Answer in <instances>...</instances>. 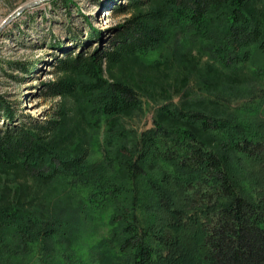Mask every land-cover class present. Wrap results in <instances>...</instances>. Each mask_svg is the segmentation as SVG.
I'll return each instance as SVG.
<instances>
[{
  "label": "trees",
  "instance_id": "trees-1",
  "mask_svg": "<svg viewBox=\"0 0 264 264\" xmlns=\"http://www.w3.org/2000/svg\"><path fill=\"white\" fill-rule=\"evenodd\" d=\"M124 1L112 11L130 15L104 47L72 54L55 43L62 76L46 93L63 100L46 118L14 126L24 115L0 94V173L80 196L63 216L32 208L29 184L7 187L0 264H54L53 246L70 239L85 204L109 211L96 264H264V0ZM86 24L89 40L101 35ZM166 47L169 57L150 58ZM194 51L206 60L196 88L184 75L151 126L129 127L146 93L129 76L105 77L103 63L160 68Z\"/></svg>",
  "mask_w": 264,
  "mask_h": 264
},
{
  "label": "rangeland",
  "instance_id": "rangeland-1",
  "mask_svg": "<svg viewBox=\"0 0 264 264\" xmlns=\"http://www.w3.org/2000/svg\"><path fill=\"white\" fill-rule=\"evenodd\" d=\"M29 1L32 0H0V94L14 102V106H19L20 114L24 115L12 121L14 126L20 124L21 120H28L27 116L46 118V114L63 100L46 93V85L62 76L55 66L56 59L62 55L55 46L56 42H63V48L72 54L79 51L90 53L94 47H104L112 38V28L130 15L129 12L112 11L115 3H124V0H71V3L57 0L55 6L50 4L51 0H41L11 17ZM87 20L102 31L98 38L89 40ZM72 34L77 35L78 40L69 41L68 36ZM169 52L167 47L160 48L149 56L163 59L170 56ZM122 65L108 67L103 63V73L107 78L129 76L146 93L142 97V110L126 120L127 125L135 130L152 125V117L159 104L168 99L178 100L185 86L182 80L184 75H188L187 86L194 90L200 77L206 74V60L196 51L182 54L166 67L145 68L137 63ZM25 67L29 68L24 71ZM64 101L69 107L73 106L71 98ZM74 114L71 113L72 119ZM2 121L0 118V125ZM104 129V125L100 126L99 132ZM22 182L30 185L29 195L35 199L32 208L44 213L60 212L68 216L80 197L59 181L39 183L4 173H0V195L10 196L7 187ZM82 213L83 217L75 222L74 233L66 234L70 239H62L59 244H54L50 252L54 264H96L91 261V248L107 235L109 211H93L85 204ZM71 223L65 222L66 226H71Z\"/></svg>",
  "mask_w": 264,
  "mask_h": 264
},
{
  "label": "water",
  "instance_id": "water-1",
  "mask_svg": "<svg viewBox=\"0 0 264 264\" xmlns=\"http://www.w3.org/2000/svg\"><path fill=\"white\" fill-rule=\"evenodd\" d=\"M39 1H41V0H32V1H29V2L24 3L23 5H21V6L19 7V9L16 11L15 14L11 15V17H14V16L18 15L20 12H22V10H24L25 8H28V7H30V6L35 5V4L38 3Z\"/></svg>",
  "mask_w": 264,
  "mask_h": 264
}]
</instances>
